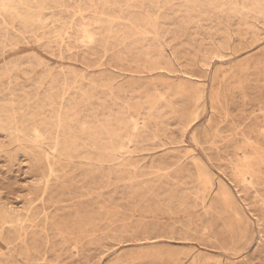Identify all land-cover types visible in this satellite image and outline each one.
<instances>
[{
  "label": "rangeland",
  "instance_id": "obj_1",
  "mask_svg": "<svg viewBox=\"0 0 264 264\" xmlns=\"http://www.w3.org/2000/svg\"><path fill=\"white\" fill-rule=\"evenodd\" d=\"M0 5V264H264V0Z\"/></svg>",
  "mask_w": 264,
  "mask_h": 264
},
{
  "label": "bare ground",
  "instance_id": "obj_2",
  "mask_svg": "<svg viewBox=\"0 0 264 264\" xmlns=\"http://www.w3.org/2000/svg\"><path fill=\"white\" fill-rule=\"evenodd\" d=\"M1 6V5H0ZM3 8L5 9L6 7H4L3 6ZM250 133V132H249ZM242 134V133H241ZM41 137V136H40ZM17 138V137H16ZM244 138V137H243ZM242 138V139H243ZM244 140V139H243ZM247 142V141H246ZM251 145H252V143H251ZM241 147V146H240ZM243 147V146H242ZM37 148V147H36ZM246 148V147H245ZM250 148V147H249ZM256 148H258V147H256ZM244 149V148H243ZM38 150V149H37ZM245 150V149H244ZM253 150V149H252ZM243 151V150H242ZM257 151V150H256ZM251 153H253V152H251ZM48 159V158H47ZM244 159H246L245 157H244ZM250 159V158H249ZM260 160V159H259ZM252 161V160H251ZM261 162V161H260ZM243 163V162H242ZM257 165V164H256ZM245 167H246V164H245ZM249 167V166H248ZM256 169H257V167H256ZM263 169V168H262ZM239 170V169H238ZM242 170V169H241ZM243 172V171H242ZM247 172V171H246ZM252 172V171H251ZM238 175H240V173L238 174ZM253 175V174H252ZM241 176H243V175H240V177ZM257 176H259V175H257ZM244 177V176H243ZM251 177V176H250ZM242 178V177H241ZM245 178V177H244ZM254 178H255V176H254ZM261 178H262V176H261ZM243 179V178H242ZM253 180V179H252ZM259 180V179H258ZM242 182H243V180H242ZM257 182V181H256ZM260 182V181H259ZM249 183H250V181H249ZM223 195V194H222ZM202 199V198H201ZM212 199V198H211ZM211 213V212H210ZM207 220V219H206ZM209 223V222H208Z\"/></svg>",
  "mask_w": 264,
  "mask_h": 264
}]
</instances>
